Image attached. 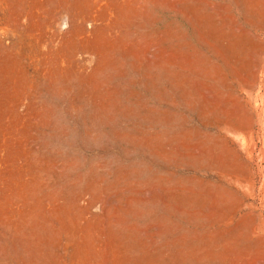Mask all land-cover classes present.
I'll return each instance as SVG.
<instances>
[{"label":"rangeland","instance_id":"rangeland-1","mask_svg":"<svg viewBox=\"0 0 264 264\" xmlns=\"http://www.w3.org/2000/svg\"><path fill=\"white\" fill-rule=\"evenodd\" d=\"M0 264H264V0H0Z\"/></svg>","mask_w":264,"mask_h":264}]
</instances>
